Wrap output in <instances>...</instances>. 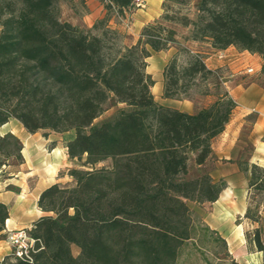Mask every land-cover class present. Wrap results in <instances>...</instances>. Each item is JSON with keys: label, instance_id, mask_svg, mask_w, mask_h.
I'll use <instances>...</instances> for the list:
<instances>
[{"label": "trees", "instance_id": "16d2710c", "mask_svg": "<svg viewBox=\"0 0 264 264\" xmlns=\"http://www.w3.org/2000/svg\"><path fill=\"white\" fill-rule=\"evenodd\" d=\"M98 1L106 15L84 29L60 18V3L74 7L75 0H0V127L14 119L29 133L71 131L67 156L85 167L68 168L71 182L40 192L44 214L28 230L33 246L0 264H175L179 245L192 237L187 201L213 202L225 187L206 172L185 175L189 159L200 165L210 155L233 100L224 92L194 113L160 105L146 58L176 43L175 22L188 28L186 39L233 45L264 60V0H197L194 18L169 13L170 4L187 0H163L160 19L131 46L118 44L107 18L124 16L133 0ZM179 47L163 69V97L179 98L197 76L213 75L201 55ZM182 50L188 59L179 64ZM111 98L125 107L94 123ZM22 148L18 136L0 133V181L22 163ZM248 185L264 195V167L249 166ZM7 217L0 202V239ZM244 217L257 218L248 210ZM251 242L264 255L257 228Z\"/></svg>", "mask_w": 264, "mask_h": 264}, {"label": "crops", "instance_id": "0c3cea01", "mask_svg": "<svg viewBox=\"0 0 264 264\" xmlns=\"http://www.w3.org/2000/svg\"><path fill=\"white\" fill-rule=\"evenodd\" d=\"M77 1L75 0L74 7L66 3L62 5L66 13L64 20L88 29L95 21L105 17L106 10L100 1L83 0L82 5ZM162 2L163 0H143L142 7L125 11L124 16L110 12L107 25L117 31L122 46H131L138 41L145 25L160 19L163 13ZM173 28L177 31L176 43L164 50H150V55L146 58V72L153 79L151 92L158 104L189 113L208 106L224 92L233 100L234 107L229 120L224 129L211 140L210 155L202 164L196 165V168L201 173H208L213 180L225 181V187L220 191L218 198L209 202L212 212L206 216L207 224L227 240L230 251H237L243 247L245 249L240 236L241 229L230 228V223L244 216L247 208L246 200L250 188L249 166L254 163L264 167V60L256 53L233 45L220 49L213 47L208 41L186 39V36L179 39L180 36L188 34V28L180 26ZM178 45L202 56L206 67L220 80V83L213 84L214 87L219 86L222 92L217 94L209 85V90L195 97H163V69L177 52ZM249 68L251 71L248 72ZM154 74L157 78H154ZM23 130L25 131L24 128ZM8 131L14 133L12 130ZM52 134H56L58 137L55 138L58 140L50 139ZM71 135L72 132L69 131L62 134L51 132L43 136L44 141L50 144L48 143V148L43 144L44 152L41 154L43 170L39 177L33 182L25 181L19 185V194L16 190L13 192L17 196L15 198L7 195L9 190H0V202L5 203L8 208L5 227L1 231L3 238L0 239V260L11 252L4 239L6 231L30 227L33 219L44 214L37 206L40 192L49 184L71 181V178L67 177L71 159L67 156L65 148V142ZM51 141L55 143L51 144ZM22 143L23 161L20 165H27L28 155H31L30 148L25 142ZM245 162L248 165L247 170L242 168ZM12 176L4 179V186L10 185ZM4 193H7L6 196ZM259 203V213L262 215L261 218H264V211L260 209L264 204V195ZM253 254L262 257L260 251L254 250Z\"/></svg>", "mask_w": 264, "mask_h": 264}, {"label": "rangeland", "instance_id": "374dc122", "mask_svg": "<svg viewBox=\"0 0 264 264\" xmlns=\"http://www.w3.org/2000/svg\"><path fill=\"white\" fill-rule=\"evenodd\" d=\"M196 1L197 0H187L184 4H170L169 13L170 15H176L179 17L181 15H186L189 18H194L196 15ZM64 3H60V18L64 20L66 13L63 11L62 5ZM172 24V25H171ZM169 25V24H167ZM170 25L172 27H184L179 23L171 22ZM177 34V31L175 30ZM186 35L180 36L179 39H184ZM120 40V39H119ZM118 42V41H117ZM121 45V42H118ZM179 48H183L181 45ZM188 55L185 51L182 50L179 56V64H183L187 61ZM154 78L157 76L154 74ZM220 83L218 76L213 73L212 76H208L206 80L201 79L197 76L191 86L188 88L186 93H184L181 97H195L197 94H202L206 92L209 85L212 87L213 91L216 90V93L222 92L219 86L214 87L213 84ZM215 89H214V88ZM151 89V88H150ZM125 105L123 103H118L114 101L113 98L109 99L106 102V108L104 111L94 119V123H98L102 120H106L112 117L119 109L124 108ZM8 130H12L16 136H18L23 142L26 143L30 149V156L28 155V164L27 165H15L7 168L9 175H7L4 179L11 177L10 185L4 186V179L0 181V190L4 191L9 190V192L4 193L3 195H11L12 197H17L13 192L18 191L19 194V185L24 183L25 181L33 182L36 178L39 177L41 171L43 170L41 154L43 151V144L48 148L50 142H45L43 139V132L37 131L35 134H27L21 124L14 120L10 119L6 124L0 127V133H4ZM51 133V132H48ZM67 135V134H66ZM56 134H52L50 139H54ZM58 137V136H57ZM57 139V138H55ZM58 140V139H57ZM110 160L107 159L98 164L107 165ZM29 168H28V167ZM70 167L76 168H85L81 165V162L77 160L70 161ZM18 171V172H17ZM61 173H65V171H61ZM194 164L192 158L188 161V172L185 175L187 178H192L198 174H200ZM11 174V175H10ZM70 178V176L67 175ZM71 181H62L61 183H69ZM16 190V191H15ZM11 191V192H10ZM23 197V196H19ZM262 195L258 193L254 187L249 188V192L247 195V208L250 215L256 216V220L250 219L248 217L242 216L240 219L237 218L232 223H230V228L232 229H241V239H243V246H245L237 251H230L229 245L227 244V240L223 238L216 230H213L209 227V224L206 222V216L212 212L210 209L209 202L196 203L193 201H187V205L190 209L193 228H192V237L184 240L179 245L178 255L176 258L175 264H262L264 262V255L260 258L259 256L253 254L254 250H256L251 242L253 237V232L257 228L260 232V238L262 242H264V218H261V213H259V201L261 200ZM20 204V202H19ZM18 205V204H17ZM30 206V205H29ZM33 206V205H31ZM261 206V205H260ZM264 211V204H262L261 208ZM245 210V211H246ZM261 212V210H260ZM224 239V241H223ZM8 245V244H7ZM9 246V245H8ZM11 249V248H10ZM253 250V251H252ZM71 251L74 255L77 254L78 249L74 245L71 247ZM252 252V254L250 253Z\"/></svg>", "mask_w": 264, "mask_h": 264}, {"label": "built area", "instance_id": "2783aa9c", "mask_svg": "<svg viewBox=\"0 0 264 264\" xmlns=\"http://www.w3.org/2000/svg\"><path fill=\"white\" fill-rule=\"evenodd\" d=\"M143 6V0H133V9ZM251 71V68L247 69ZM29 227L8 229L5 233V241L11 248V253L16 257L27 256L33 246L34 239L28 234Z\"/></svg>", "mask_w": 264, "mask_h": 264}]
</instances>
